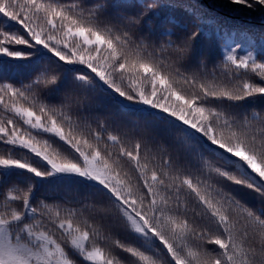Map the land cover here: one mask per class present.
I'll return each instance as SVG.
<instances>
[{
    "label": "snow or ice",
    "instance_id": "snow-or-ice-1",
    "mask_svg": "<svg viewBox=\"0 0 264 264\" xmlns=\"http://www.w3.org/2000/svg\"><path fill=\"white\" fill-rule=\"evenodd\" d=\"M164 6L0 0V264H264V50L209 70Z\"/></svg>",
    "mask_w": 264,
    "mask_h": 264
},
{
    "label": "trees",
    "instance_id": "trees-1",
    "mask_svg": "<svg viewBox=\"0 0 264 264\" xmlns=\"http://www.w3.org/2000/svg\"><path fill=\"white\" fill-rule=\"evenodd\" d=\"M171 6H164L158 9L154 18L155 25L152 31L154 40L161 39L162 22H165L174 34V38L187 36L188 34L203 30V33L196 37L194 45L197 54L203 53L201 59L207 63L209 70L214 63H218L224 35L219 31V26L225 29L241 30L235 32L232 39L238 41L242 47L238 50L241 55L246 50H253L259 54L264 50V38L260 33L264 32V16L257 15L254 11L243 6L232 5L227 0H170ZM205 14L210 23L201 24L198 16ZM247 30V31H244ZM147 34V29H145ZM229 43L232 40L228 41ZM250 107L257 109L264 108V100H256ZM101 113L111 114L115 119H122L116 109L110 105H102ZM0 115H3L0 112ZM69 197L74 193L69 192Z\"/></svg>",
    "mask_w": 264,
    "mask_h": 264
},
{
    "label": "rangeland",
    "instance_id": "rangeland-1",
    "mask_svg": "<svg viewBox=\"0 0 264 264\" xmlns=\"http://www.w3.org/2000/svg\"><path fill=\"white\" fill-rule=\"evenodd\" d=\"M162 29H170V27L165 24V22H162V26H161Z\"/></svg>",
    "mask_w": 264,
    "mask_h": 264
}]
</instances>
